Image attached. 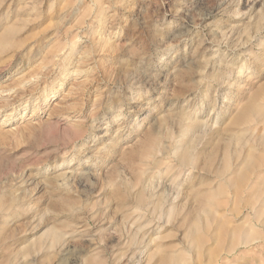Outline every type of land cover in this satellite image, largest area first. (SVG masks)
Segmentation results:
<instances>
[{"label":"rangeland","instance_id":"obj_1","mask_svg":"<svg viewBox=\"0 0 264 264\" xmlns=\"http://www.w3.org/2000/svg\"><path fill=\"white\" fill-rule=\"evenodd\" d=\"M0 264H264V0H0Z\"/></svg>","mask_w":264,"mask_h":264}]
</instances>
